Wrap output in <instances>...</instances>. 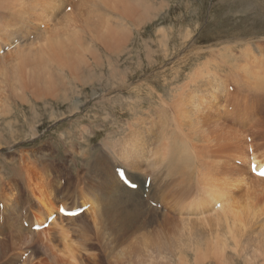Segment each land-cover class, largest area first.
Here are the masks:
<instances>
[{"label": "bare ground", "instance_id": "1", "mask_svg": "<svg viewBox=\"0 0 264 264\" xmlns=\"http://www.w3.org/2000/svg\"><path fill=\"white\" fill-rule=\"evenodd\" d=\"M14 1H20L18 6L24 13L33 12L32 7L36 5L32 6L31 4L34 3L40 8V13L35 14L40 15L41 21H43L41 27L42 34L37 39L35 38V41L29 45L30 48L25 46L15 50L16 52L12 54V67L9 68L11 74H13L11 77L13 81L12 85L16 92L24 91L22 90L24 77L26 81H30L34 89L33 92L39 96L42 94L52 95L54 90L57 92L65 90V85L67 84L64 85L66 73L78 76L79 73L84 71L83 65L85 66L87 63L84 52L89 50L91 45L89 44L90 41L88 43V40L86 41L81 34L78 24L82 25V23H86V30L89 31V36L91 37L90 40H93V42L97 41L113 51H118L127 47L125 46L127 40L132 38L131 33H133L129 26L126 28L123 24L124 22H121L123 21L121 17H124V19L127 17L133 20L134 24L140 25L149 20L157 19L162 8H164L160 5L154 6L152 1V4L150 3V0H100L99 4L105 5L110 10L108 14H111L113 10L118 16L120 15L119 21H116L117 23H113V20L118 17L116 15L111 14L110 18L98 13L92 14L91 11L87 13V11L81 10V7L76 6L71 13L68 12L63 18L59 17L57 23H54V21V24L46 26V22L54 18H51L53 14H63L57 12L62 9V6L46 0H0L2 4H10ZM262 1L260 4L264 10V0ZM7 17L10 18V15ZM19 20L20 18L14 17L12 19L13 23L6 24L9 28L0 31L2 35L0 39L4 41L3 44L7 45V37L12 36L8 29L18 24ZM261 23L264 24V22ZM158 24L161 25L160 22ZM245 29H242V32ZM84 32L86 33V31ZM159 32L161 37L159 42L160 44H164L166 42L164 30L160 28ZM254 32L257 33L259 30ZM86 36L87 38L89 37L87 33ZM97 51L98 48H95L91 56L95 57L98 54ZM150 51L152 52L153 50L151 49ZM249 56H253L264 68V57L262 54L261 60H258V56L253 53ZM150 60L148 62L151 63L153 58ZM204 64L210 66L207 63ZM204 64L201 65L205 66ZM205 68L203 69L205 70ZM145 77L144 80H138L132 85L133 87H130L131 83L128 84L126 79L123 83L120 81L122 83L120 88L128 89L127 96L130 99L122 101V106H126V109L129 108L128 114H130V117L133 114L138 115L137 111L134 110L138 106V102L141 108L143 104L145 107L148 106V111L152 110L153 107L154 109L156 108L158 110L157 113L162 116L163 122L168 125L169 129L173 127V123L180 131L182 128L183 135H181V138L169 136L167 132H164L165 124L162 120L161 122L155 120L152 115L153 110L151 114L149 112V117L145 116L146 118H144L138 115V117L141 116L142 118H138L140 120L135 122L125 119L119 121V115L123 112H121V109L117 111V115L114 111L110 114L101 113L99 120L105 122L112 120L115 116L117 117V120L114 118V126L117 127V133L113 130L115 133L109 137L110 139L112 138V141H104V143L109 144V152L106 153L101 150L96 152L95 156H92L89 152L84 151L79 155L86 157L84 164L85 167L88 164L89 171L86 175L95 183L96 189H94L92 194H102L103 196L101 202L93 208V211L76 216H66L60 212V209L62 208L63 211L71 210L78 206V204L69 206L68 202H66L68 200L67 197L63 198L61 204L58 203V200L59 192L62 189V193L68 191L67 193L74 196L80 194L79 188L73 187L74 189L70 190L67 183L66 186L68 187L64 186V183L63 187L62 183H60L61 180L57 176L59 169H51L50 166L49 170L46 167L47 165L42 164L38 154L39 151L23 154L21 152L17 163L19 162V167L23 166L24 169L15 170L6 182L17 181L19 183L24 180L25 187L22 189L27 194L26 198L28 197L29 201H25L24 197H20V201L22 208H25L26 215L28 214V209L31 211V225L40 224L42 226L48 221L50 216H54V213L57 218L52 217L51 223L47 227L35 231L30 229V233L26 234V230L23 228L21 230L18 229V234L15 233L16 229H12L8 236H5V233L0 231V255H2L3 243L17 238L27 245V249H24L22 252V255H28L26 258L24 257L25 261L23 264H78L79 261L84 264L85 258H88L92 264H100L97 261V258H99L97 245L89 242V240L94 239L92 237L94 235L93 232H96L101 237L105 234L103 229L106 228L108 229V232H106V235H109L108 240L112 241L107 244H114L115 242L129 244L137 240H144L147 248L153 252L156 250L160 256L169 255L170 253L181 256L186 252L183 248V244L186 242L180 237L183 227L185 230L187 228L203 229L207 233L205 236H203L205 232L197 234L195 238L202 235L200 236L202 238H198L197 242L194 241L195 239H192L194 243L191 249L192 251L194 250V255H198L197 260H206L207 258L213 262L223 263L224 261L226 262V255H229L230 252L235 253L234 255H255L261 252L264 255V179L254 176L252 178L251 175L248 176L247 170L228 163L226 157L231 150L229 148L231 142H236L239 145V159H247L248 154L245 149L246 145L242 141L245 136L241 130L233 127L228 129L224 124L225 121H228L227 116L229 112L217 111L213 108L218 100L217 95L213 93L215 81L206 80L208 78L207 74L205 81L203 79L202 81H192L190 77L192 82L188 83L189 81H187L188 84H185L186 82L184 81V84L189 90H194L185 99L181 96V85L183 84L180 83L181 85L178 86L175 83L180 91L177 90L179 92L177 93L171 88V90L166 92L172 99V103H169L167 106L164 98L165 95L158 92L157 86L155 87L151 84L150 80L146 81L147 78L145 79ZM153 79L155 78L153 77ZM163 81L165 82L166 80ZM258 81L264 83V79H258ZM166 87L161 86V88ZM201 88L204 91H200ZM133 94L136 95L135 99H132ZM144 95L146 96L145 98L143 97ZM104 98H106L105 95H103L102 99ZM106 99L109 100V98ZM4 101L2 103L1 100L0 103L4 104ZM144 109L143 111L147 110ZM97 125H99V122ZM156 126L158 127L157 133L154 132ZM88 136L90 137V135ZM181 139H192L191 142H186V146L190 145L188 146L189 149L187 147L185 149L184 147L185 153L181 151H185L182 149L183 146L181 147ZM89 140L91 141V138H87V141ZM82 144L89 145L90 143L83 142ZM112 144L119 145V148L112 146ZM221 152L224 155L218 157L217 155ZM10 161L13 162V159H10ZM118 161L121 165H118ZM256 164L257 170L264 166L259 162ZM116 166H120V168L125 170L127 178L138 185L136 189L128 187L119 178L118 174L115 173L118 169ZM168 166H173L175 170L172 173L177 174L178 178L175 185H169V182H167L168 177L172 175L171 168L169 169ZM187 174L188 176H186ZM148 178L151 181L147 187L146 180ZM167 188L170 189L168 192H166ZM3 191L5 192V190ZM88 195H91V193ZM12 196L13 193L8 192L5 198V209H7V212L11 208L9 202ZM172 197H177L172 205V210L175 214L170 212L173 217L166 215L161 208L157 209L158 203L168 204ZM152 201L157 202V205L152 204ZM89 214L92 215L94 229L89 226V221L87 220V215ZM27 216L30 219L29 214ZM193 235L190 236L193 237ZM31 241L33 245L30 243ZM81 255L85 258H81ZM149 255L151 256L152 254ZM183 261H180V263Z\"/></svg>", "mask_w": 264, "mask_h": 264}, {"label": "rangeland", "instance_id": "2", "mask_svg": "<svg viewBox=\"0 0 264 264\" xmlns=\"http://www.w3.org/2000/svg\"><path fill=\"white\" fill-rule=\"evenodd\" d=\"M46 1H50L51 3L55 2L59 6H62V9L57 12L59 14L63 13L61 15L53 14L51 18H54L48 20L46 22V26L57 23V19L59 17L63 18L68 12L71 13L76 6L81 7V10L87 11V13L88 11H91L92 14L98 13L102 16L105 15L110 18L111 14L118 16L113 10L111 11V14H108V11L110 10H108L105 5L99 4L100 0ZM151 1L156 7L159 5L164 7L160 12L159 17L157 19H153L154 21L149 20L145 23L137 25L129 18L126 17L127 19H124V17H121L123 18V21L121 22H124L123 24L126 28L129 26L133 32L131 33L132 38L128 39L131 41L127 40L125 45L127 47L122 48L123 50L120 49L118 51H113L97 41L93 42V40H90L91 37L89 36V31L86 30V23H82V25L78 24L81 34L86 41L88 40V43L90 41L89 44L91 45V48L84 52L86 54L87 63L85 66L83 65V74L79 73L77 76L66 73L64 85L66 83L67 84L65 85V90L61 92L54 90L52 95L42 94L40 96L33 92V86L30 81H26L24 77L22 81V90L24 91L16 92L14 86L12 85L13 81L11 77L13 74H11L9 69L13 64L12 54L16 52L15 50L25 46L30 48L29 45L35 41V38L37 39L38 36L40 37V34H42L41 27L43 21H41L40 15L38 16L35 14L40 13V8L37 7L36 3H34L31 4L32 6L36 5L35 7H32L34 13H24L18 6L20 1H14L10 4H2V1L0 2V31L9 28L7 26L13 23L12 19L14 17L20 18V22L18 21V24L8 29L12 36L7 37V45L3 44L4 41H1L0 39V102L2 100L3 103L5 99V106L0 103V144H2L0 146V187L4 184L0 189V231L5 233V236L10 235L12 229H16L15 233L18 234V229L21 230V228H23L26 230V234L30 233V229H32L33 226H41L40 224L31 225L32 220L30 217V209H28L29 219L27 216L28 214L26 215L25 208H22L21 206L20 197H24L25 201H29L28 197L26 198L27 194L24 192V189H22L25 187L24 180H22V182L19 180V183H17V181H9L11 183L8 181L6 182V180L13 175L15 170H22L23 166L19 167V162L17 163L21 152L23 154L28 152L35 153L39 151L38 154L42 164L47 165L46 167H48L49 170L50 166L51 169H59L57 176L61 180L60 183H62V186L64 183V186L67 184L69 185V187H66L70 190H73V187L79 188L80 194L74 196L67 193L68 191L66 193H62V189L59 192V204L63 202V198L67 197L68 200H66V202H68L67 204L69 206L78 204V206L73 209L86 207V210L81 214L90 213L93 211V208L101 202L103 195L92 194L94 189H96V186L94 185L95 183L91 181L90 177L86 175L89 172L88 164L86 165L87 168L84 164L86 157H81L79 154L87 151L92 156H95L96 152L101 150L106 153L109 152V144L104 143V141H112V138L110 139L109 137H111L113 133H117V127L114 126V118L116 119L117 117L115 116L113 119L111 117L112 120L105 122L99 120L101 116L100 114H110L114 111L117 115V111L121 109V112H123L121 113L122 115H119V121L125 119L135 122L140 120L138 118H142L141 116L144 118L149 117V112L151 114V111L153 110L152 115L155 120L158 122H161V120L162 122L164 121L162 116L157 113L158 110L156 108L154 109L153 107L152 110L148 111V106L145 107L143 104L141 108L139 102L137 103L138 106H136L134 110L141 116L138 117L136 114H133L134 117L129 116V108L126 109V106H122V101L130 100L127 96L128 89L120 88L122 83L125 82V79L128 84L131 83L130 87H133L132 85H134L138 80H144V77L146 76V81L150 80L149 82H151V84L155 87L157 86L158 92L165 95L164 98L167 102L166 105L168 106L169 103H172V99L166 92L172 88L174 92L179 93L178 91H180V89L178 86L183 84L181 85V96L185 99L189 96V93L194 90H189L185 84L191 83L193 80L202 81L203 79V81H205L207 78H205V76L207 74L208 78L206 80L215 81L213 93L214 95H217L218 100L214 104V110L223 112L228 111V121L224 122L222 119L226 128L229 129L233 127L239 129L245 136V140L243 139L242 141H244V145H246L245 149L248 154L247 159H239V145L236 142H231L229 144V148H231V150L226 157L228 163L247 170L248 176L251 175V177L254 176L264 179V177H260L251 172L252 162H259L264 165V83L258 81V79H264V68L262 64L257 62L253 56H249L253 53L258 56V60H261V54L264 57V24L261 23L264 22V10L260 4L263 1L150 0V3ZM9 15L10 18L7 17ZM119 17L120 15L116 19L114 18L115 20H113V23H117L116 21H119ZM4 20H6V22H4ZM159 22L162 26L158 24ZM160 28L161 30H164V35H166V42L164 44H160L159 42V39L161 38L159 35ZM242 29L245 30L242 32ZM36 30L39 32L37 31V33ZM258 30L259 32H254ZM84 31H86L89 36L88 38ZM0 38H2L1 34ZM95 48H98V54H96L95 57H92L91 55ZM149 49H152L153 51L151 52ZM198 51L201 52L199 53ZM236 56L239 58H236ZM152 58V62H148V60L151 61L150 59ZM207 59H209L210 62L207 61ZM204 63H207V65L209 64L211 67L213 66V69L210 66H206ZM201 64H204L205 66H202ZM204 67L207 69L205 68L204 70ZM194 69L195 71H193ZM153 77L155 79H153ZM190 77L192 78V81L190 80ZM163 80H166V83ZM184 81L186 82L185 84ZM187 81L189 82L187 83ZM175 83L178 84V86ZM161 86L167 87L161 88ZM200 91H204L203 88H201ZM103 95H105L106 98H109V100L106 98L102 99ZM134 97H136L135 94L132 95V99H135ZM143 97L145 98L146 96L144 95ZM122 98L125 99L123 100ZM143 109L147 110L143 111ZM98 122L99 125H97ZM163 123L165 124V130H163L164 132H167L169 136L181 138V135H183L182 128L180 131V129L173 123V127L169 129L168 125L165 122ZM113 130H115V132ZM157 130L158 127L156 126L154 132L157 133ZM96 132L101 134L99 135ZM88 135H90V137ZM86 136H88L87 138H91V141H87ZM249 137L252 138L253 143L250 146H248L247 140ZM181 141H184V143L181 142V147L183 146L182 149H184V147L185 149L186 147L189 149L188 146L190 144L186 146V142H191L192 139H181ZM83 142H88L90 144H82ZM112 146L119 148V145L112 144ZM251 148L254 150L252 157L253 160L250 159L249 154ZM181 151L183 153L186 152V150ZM222 155L224 154L221 152L217 156L222 157ZM10 159H13V162H11ZM118 165H121L119 161ZM116 167L120 168V166ZM168 168H171L170 171L172 175L170 176L172 177L169 176L170 178L168 177L167 182H169V185H175L178 178L177 174L175 175L174 172L172 173L175 169L173 166H168ZM115 173L118 174L117 170ZM186 176H188V174ZM3 190H5V192ZM169 190L170 189L167 188L166 192ZM8 192L13 193V196L9 202L11 208L7 212V209H5V198ZM89 193H91V195H88ZM176 199L177 197H172L168 204L161 202L158 203L157 209L161 208L166 215L172 216L170 212L174 213L172 205ZM152 202L155 206L157 205V202ZM52 217L57 218L55 213ZM87 220L89 221V226L94 229L95 227L93 226L94 223L91 214L87 215ZM24 221H26V226L23 225ZM187 229L188 231H186ZM187 229L185 230L184 227L182 229V233L185 234L180 232V237H182V239L186 242L183 244V248L186 252L181 256L173 253L160 256L155 249V252L149 250L144 240H137L136 242L129 244H121L120 242L107 244L112 241L108 240L109 235H106V232H108V229L106 228L103 229L105 234L101 237L98 236L96 232L92 231L94 234L92 237L94 239L89 240V242H93L94 245H97L96 248L99 254L97 261H99L100 264H216L217 262H213L207 258L206 260H197L196 258H198V255H194L195 252L191 249L193 248L192 244L194 243L192 239H195L194 241L197 242L199 240L198 238H202L200 237L202 235L195 238L196 235L203 234L205 231L197 228ZM205 233L203 236L207 235V233ZM190 235H193V237ZM30 243L33 245L32 241ZM30 243L29 245H31ZM24 249H27V245L22 243L17 238L7 240V242L5 241L2 247V255H0V264H23L25 261L24 259L28 256L22 255ZM84 254L87 255L86 253ZM149 254L152 255L150 256ZM234 254L235 253L230 252L229 255H226V262L224 261L223 263L217 264H264V255H262L261 252L255 255ZM82 255L81 258L84 259L85 257H82ZM84 260V264H92L88 258H85ZM180 261L183 262L180 263ZM78 264H83V262L79 261Z\"/></svg>", "mask_w": 264, "mask_h": 264}]
</instances>
